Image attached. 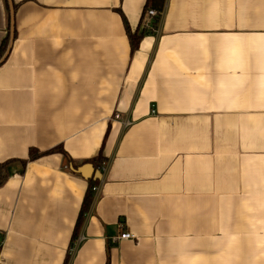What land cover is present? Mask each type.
I'll list each match as a JSON object with an SVG mask.
<instances>
[{
  "label": "crops",
  "instance_id": "crops-1",
  "mask_svg": "<svg viewBox=\"0 0 264 264\" xmlns=\"http://www.w3.org/2000/svg\"><path fill=\"white\" fill-rule=\"evenodd\" d=\"M11 2L0 264H264V0Z\"/></svg>",
  "mask_w": 264,
  "mask_h": 264
},
{
  "label": "trees",
  "instance_id": "trees-1",
  "mask_svg": "<svg viewBox=\"0 0 264 264\" xmlns=\"http://www.w3.org/2000/svg\"><path fill=\"white\" fill-rule=\"evenodd\" d=\"M164 1L165 0H146L145 5L143 7V11H142V16H141V19H140L139 27L137 28V30L134 33H131L129 31V29H128V26H126L127 27V34H128L129 40H130L131 50H135L138 47L139 41H140V39L142 38V36L145 33H150V32H153L155 30V27H156V20L155 19H153V21L151 22V25H150L149 28H147L143 24V19L145 17V14H146L147 10L150 9V8H153V9H156L158 11H161L162 8H163V5H164ZM13 8L15 9V4H13ZM9 35H10V15H9V33H7V35L5 36L3 42H2V44L0 46V59L3 57V55L6 52L8 41H9ZM57 149H59V148H57ZM57 149H53V150H51V152L54 151V150H57ZM39 154L40 153H38L35 149L31 148L29 150V158L30 159L39 156ZM9 162H10L9 160L4 161V162H0V187L7 180V177H8L7 165H8ZM96 181L97 180H92V183L89 184V188L87 190V194H86V197H85V200H84V204H83V207H82V209L80 211L79 218L77 220V224H76V227H75V233L74 234H76V232L78 231V228L80 226V223H81V220H82V217H83V213L87 209V205L86 204L88 203V200L91 197V188H92L93 184ZM73 237H74V235H73ZM64 264H66V260H65Z\"/></svg>",
  "mask_w": 264,
  "mask_h": 264
},
{
  "label": "built area",
  "instance_id": "built-area-1",
  "mask_svg": "<svg viewBox=\"0 0 264 264\" xmlns=\"http://www.w3.org/2000/svg\"><path fill=\"white\" fill-rule=\"evenodd\" d=\"M160 17H161V11H158V10H156V9L150 8V9L147 10V12H146V14H145V17H144V19H143V24H144L147 28H149L150 25H151V22L153 21V19H155V20H156V19L159 20ZM156 26H157V25H156ZM155 29H157V27H155ZM152 112H154V110H152ZM114 117H115V118H119V114H115ZM125 123L127 124L128 121H125ZM96 189H97L96 186L92 187V190L95 191ZM120 227H121V229H122L123 231H121V233L119 234V236L116 237L117 239H134V238H135V235H134L133 233H131V232H129V231L123 229V224H120ZM76 242H77V241H76ZM74 243H75V242H74ZM73 247H74V244H73V246H72L71 249H70L71 251L73 250Z\"/></svg>",
  "mask_w": 264,
  "mask_h": 264
},
{
  "label": "water",
  "instance_id": "water-1",
  "mask_svg": "<svg viewBox=\"0 0 264 264\" xmlns=\"http://www.w3.org/2000/svg\"><path fill=\"white\" fill-rule=\"evenodd\" d=\"M9 15H10V40H9V45L8 48L5 52V54L3 55V57L0 59V63L5 59V56L7 55L10 47H11V43L13 41V23H14V8H13V4L11 2V0H9ZM78 171L80 173H82L86 178L89 177H93V179H99L100 178V171H94L92 169V166L90 164H86L81 166Z\"/></svg>",
  "mask_w": 264,
  "mask_h": 264
}]
</instances>
